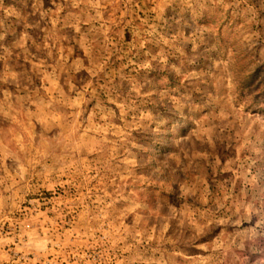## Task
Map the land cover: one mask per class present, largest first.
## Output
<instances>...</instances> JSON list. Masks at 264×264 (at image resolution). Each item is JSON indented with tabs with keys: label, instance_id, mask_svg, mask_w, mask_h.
<instances>
[{
	"label": "rangeland",
	"instance_id": "rangeland-1",
	"mask_svg": "<svg viewBox=\"0 0 264 264\" xmlns=\"http://www.w3.org/2000/svg\"><path fill=\"white\" fill-rule=\"evenodd\" d=\"M264 264V0H0V264Z\"/></svg>",
	"mask_w": 264,
	"mask_h": 264
},
{
	"label": "trees",
	"instance_id": "trees-1",
	"mask_svg": "<svg viewBox=\"0 0 264 264\" xmlns=\"http://www.w3.org/2000/svg\"><path fill=\"white\" fill-rule=\"evenodd\" d=\"M245 264H249V263H245ZM250 264H251V262H250Z\"/></svg>",
	"mask_w": 264,
	"mask_h": 264
}]
</instances>
